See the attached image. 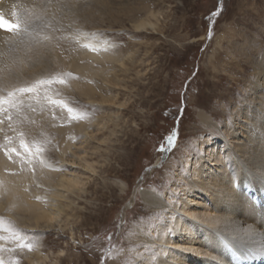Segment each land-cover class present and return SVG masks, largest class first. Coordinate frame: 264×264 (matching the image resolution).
<instances>
[{
    "label": "rangeland",
    "instance_id": "1",
    "mask_svg": "<svg viewBox=\"0 0 264 264\" xmlns=\"http://www.w3.org/2000/svg\"><path fill=\"white\" fill-rule=\"evenodd\" d=\"M98 3L71 0L66 7L55 8L52 15L45 11L40 17L44 23L38 34L39 43L45 46L53 43L50 56L41 60L40 65L51 72L38 81L14 88L31 90L28 96L15 93L20 96L19 102L8 98L12 105H26L23 110L15 105L14 111L22 115L19 126L27 132L16 134L18 122L9 104L4 111L12 115L5 121L10 126L5 146L16 147L21 141L22 148L19 146L15 157L7 147H0V154L8 156L7 162L12 167L5 170L6 174L35 176L38 182L31 180L28 189L44 190L48 187L47 172L60 174L69 170L62 166L57 153L63 149L62 144L66 140L75 144L86 140L79 126L86 124L90 131H96L95 124L107 113L115 111L120 117L108 119L98 138L89 144L85 142L82 153L86 150L91 153L89 161L95 164L97 173L85 175L77 171L83 177H91L88 194L71 197L77 209L70 219L63 217V230L29 233L9 219L7 213L0 214V258L6 264H27L25 256L39 251L50 256L46 264H141L145 252L157 254L133 243L138 232H149L146 237H152L153 230L173 226L172 218L145 207L142 192L154 191L165 197L175 183L191 177L188 159L205 155L198 144L203 138L211 139L214 144L210 149L219 147L224 158L231 153L230 145L222 148L228 140L224 133L226 126L238 127L236 112L249 101L248 87H252L256 77L254 63L264 55V0H100ZM144 7L162 12L159 21L162 34L136 32L134 20L145 16L141 11L138 18L133 17L134 11ZM124 11L129 14L125 15ZM80 51L86 55L131 57L137 61L134 60L135 66L129 63L133 68L126 75L114 61L93 63L90 66L101 72L86 76L72 66L75 60L79 66H88L90 61ZM117 72L127 79L113 87L104 78ZM75 84H94L101 92L99 96H117L122 106L118 109L94 106ZM29 104L38 105L37 109H29ZM202 111L211 117L217 130L203 128L198 116ZM39 125L42 134L48 132L50 137L42 136L41 142L30 140L37 137L31 133ZM62 129L63 133L58 132ZM174 130H178V137L168 148L166 137ZM251 132L257 133V127H252ZM228 142L232 144L231 140ZM27 145L31 154H25L23 148ZM121 184L129 185L125 196L118 186ZM179 195L171 196L177 202ZM34 201H38L37 197ZM16 217L26 218L23 213Z\"/></svg>",
    "mask_w": 264,
    "mask_h": 264
},
{
    "label": "bare ground",
    "instance_id": "2",
    "mask_svg": "<svg viewBox=\"0 0 264 264\" xmlns=\"http://www.w3.org/2000/svg\"><path fill=\"white\" fill-rule=\"evenodd\" d=\"M98 1L100 0H97V3ZM69 3H71V0H3L2 5L9 4V7H12V5L15 7L19 13V18L23 20L22 24L26 31L10 37V39L7 34L0 32V99L2 97H13V99L18 101L19 98L17 97L20 96L15 94L14 88L23 87L45 76L47 72L45 70L46 67L40 64L41 60H46V56H50L49 50L52 49L53 43L48 42V46L39 43L38 34H40L39 32H41V27L44 23V20L40 17L45 11L52 15L55 8L59 5L66 7ZM118 4L120 5V3ZM81 5L83 4L81 3ZM80 10L78 9V11ZM141 11H143L142 15L145 17L140 19L138 16L141 14ZM124 12L125 15L129 14H126V11ZM161 13L151 10L149 7L136 9L133 15V17L138 18L134 20L135 23L133 25L136 32L145 33L152 31L156 35L162 34L161 27H159V21L162 18ZM54 17L57 16L55 15ZM52 33H55V30H52ZM25 38H28L30 41H24L23 39ZM82 42L84 43V41ZM90 42L91 44L92 42L94 43V41ZM28 46L31 47V50L27 49ZM82 53V57H86L90 61L89 67L79 66L75 63L78 60L73 61L72 66L75 67V70L82 71L86 76L97 75L98 73L96 72H101V69L96 70L90 66L93 63L114 61L120 67V72L124 73L123 75L132 70L133 67H129V63H133V66H135L134 60L136 59L132 60L131 57L124 59L123 56L117 58L116 56L106 54L86 55L84 52ZM110 63L108 62V64ZM254 66L256 68V77L252 82V87H248L251 89V95L248 96V100L253 103L249 105V101H247V104L236 112L238 127H232L233 125L229 124L230 126H226L227 128L224 132L228 140L224 142L222 148L230 145L229 150L231 153L229 157L224 158L225 156L223 157V153L219 151V147L210 149L214 143H212L211 139L203 138L198 144L200 149L204 150L205 155L199 158L189 157L188 159L189 164H191V177H185L183 181L175 183L171 192L169 191L170 193L165 197L154 191L142 192L145 207L151 212L156 214L161 212L165 217L172 218L171 222L173 226L168 229L161 227L153 230L152 237H146V234L149 232H146V234L138 232L133 243H137V247L141 245L145 250L154 251L157 254V256H154L145 252L142 256L144 259L140 260L141 264H239L238 261L242 259L251 261L260 251L264 253V202L260 206H257L253 202V199L249 198L248 194V191H250L255 196L264 200V139L262 138L264 136V55L262 60L254 63ZM51 69L52 67L49 68V70ZM104 79L113 87H118L121 83L126 82L127 78H122L121 74L117 72L107 74ZM39 83L41 84V82ZM83 85L75 84V87L94 106L101 109H118V107L122 106L118 102L117 96L101 97L98 95L99 90H97V86L94 84V86ZM15 105H19L21 110L26 106L18 103L12 106L14 107ZM37 106L32 105L28 108L37 109ZM15 111L12 112L13 115ZM198 116L206 131L214 132L217 130L216 124L205 112H200ZM7 117H12V115L0 117V147L5 145V143L7 144L6 136H8L10 128L5 122ZM15 117L18 122V126L15 127V130H17L15 131L16 134L26 131L24 127L19 126L21 125L22 115L19 116L18 113V115L15 114ZM119 117L115 111L107 113L106 117L95 124L97 126L96 131H90L89 125L86 124L79 126V131L85 136L86 140L84 139V141L75 144L72 143L73 140L70 138L72 142L66 140L61 146L63 149L57 152L62 166L67 167L69 169L68 172L60 174L47 172L45 175H47L48 180L46 184L48 187H44V190L42 189L41 191L36 189L31 191L28 189L32 181L38 182L35 176L27 175V173L23 176L7 175V168L10 170L12 167L0 156V214L7 213L9 219L16 221L18 225H21L29 233L63 230V217L70 219L75 209H77L76 201L71 200V197L80 198L88 194L87 187L91 177H88L89 175L83 177L84 174L80 175L77 171L79 170L85 173V175L97 173L95 164L89 161L91 153L88 150L82 153L86 148L85 142L89 144L93 140H96L98 138L97 134L105 130V124L108 119H118ZM41 126L39 125L37 129L34 128L31 136L37 137L29 138L30 140H39L41 142L40 138L42 136L50 137L48 132L42 134L44 131L40 130ZM255 126L258 132L252 133L251 129ZM63 130H59L58 132L63 133ZM233 138L235 141H233ZM229 140L232 141V144L228 142ZM101 142H105V140ZM227 160H231L232 163L230 161L227 162ZM230 164L231 166H229ZM118 186L122 195H127L129 185L121 184ZM47 191L49 194H45ZM177 193L180 195L177 202H175L171 195ZM36 197L38 201H34ZM9 210L12 211L9 212ZM18 213H23L26 218H17ZM1 245L5 247L7 244ZM243 249L247 251H243ZM49 257V255H45L39 251L34 255L25 256V262L27 264H46L50 261ZM123 260L124 258L122 262ZM0 264H6L2 258H0Z\"/></svg>",
    "mask_w": 264,
    "mask_h": 264
},
{
    "label": "snow or ice",
    "instance_id": "3",
    "mask_svg": "<svg viewBox=\"0 0 264 264\" xmlns=\"http://www.w3.org/2000/svg\"><path fill=\"white\" fill-rule=\"evenodd\" d=\"M178 137V130H174L166 137V143L168 145V148H171L174 144V141ZM161 151H167V148H160Z\"/></svg>",
    "mask_w": 264,
    "mask_h": 264
}]
</instances>
